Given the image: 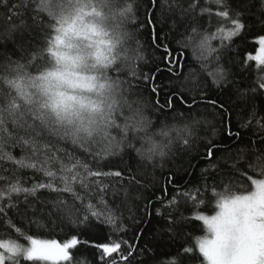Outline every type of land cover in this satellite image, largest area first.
<instances>
[{"label":"snow or ice","instance_id":"6c2138e0","mask_svg":"<svg viewBox=\"0 0 264 264\" xmlns=\"http://www.w3.org/2000/svg\"><path fill=\"white\" fill-rule=\"evenodd\" d=\"M80 247L264 264V0H0V264Z\"/></svg>","mask_w":264,"mask_h":264},{"label":"trees","instance_id":"16d2710c","mask_svg":"<svg viewBox=\"0 0 264 264\" xmlns=\"http://www.w3.org/2000/svg\"><path fill=\"white\" fill-rule=\"evenodd\" d=\"M145 39H147V33H145ZM150 43V40L148 41ZM173 47H175V45H173ZM257 46L253 43H249L245 46V50L247 51H253L254 53V50ZM163 53L160 52V51H156V52H150V64H149V67H153L155 66L157 63H160V60L158 59L160 56H162ZM181 62L182 63H188L190 61H188L186 59V57H181ZM177 71H179V69H176ZM167 76V73L165 72L163 75L160 76V79L163 80L165 79V77ZM235 118H234V121H233V128L235 130ZM37 179L39 178V174H37ZM185 179H188V177H184ZM159 194V193H158ZM106 234V229H104L103 227H101L100 229L96 230L94 233H93V236L95 239H97L98 241L102 240L103 237L105 236ZM197 234H201V233H197ZM46 235H50V238H53V239H57V240H63L65 239V236H64V233L60 232L59 229H56L54 230L52 233L48 234L46 233ZM132 233H129V236H131ZM150 238V234L146 233L145 235V239H148ZM158 251H162V250H158ZM74 255L77 257V259L80 258L81 255L83 256H86L88 258V260L91 262V264H96V251L92 248H84V247H80L79 251L78 252H74Z\"/></svg>","mask_w":264,"mask_h":264}]
</instances>
